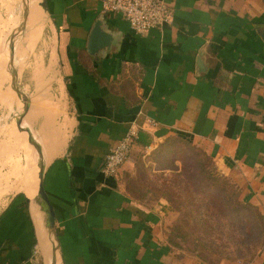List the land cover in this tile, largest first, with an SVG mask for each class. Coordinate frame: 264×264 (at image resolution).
Segmentation results:
<instances>
[{"label":"crops","instance_id":"obj_1","mask_svg":"<svg viewBox=\"0 0 264 264\" xmlns=\"http://www.w3.org/2000/svg\"><path fill=\"white\" fill-rule=\"evenodd\" d=\"M43 1L56 32L55 75L42 96L32 75L13 63L12 102L0 108V173L3 132L12 123L34 165L25 180L38 172L29 133L40 147L59 259L36 193L29 197L17 181L0 207V264H264V240L246 260L208 263L175 250L163 228L166 201L146 204L119 173H102L108 150L130 127L148 135L146 148L173 136L198 142L242 187L264 236V0H163L170 19L144 34L98 0ZM38 2L33 11L40 12ZM97 18L110 39L89 53ZM1 62L4 75V56ZM13 83L35 89L21 119L10 117L22 102Z\"/></svg>","mask_w":264,"mask_h":264},{"label":"rangeland","instance_id":"obj_2","mask_svg":"<svg viewBox=\"0 0 264 264\" xmlns=\"http://www.w3.org/2000/svg\"><path fill=\"white\" fill-rule=\"evenodd\" d=\"M33 4V0H28L24 8L22 0H0V55L7 61L3 64L6 74L0 75V108L12 102L9 84L13 81L14 65L19 71L32 75L35 88L42 96H48L47 88L55 75L50 62L56 45L54 21L36 3L40 12L33 11ZM30 7L36 19L28 15ZM42 13L45 17L40 15ZM11 17L16 19L13 26L9 22ZM17 29L20 32L14 36L13 65L8 43ZM25 90L26 98L35 94L34 88L26 86ZM17 106L10 117L21 119L22 102ZM19 130V126L15 129L10 123L3 132L7 152L4 170L0 173V207L19 189L17 181H22V189L26 187L29 180H25V176L28 171L30 175L34 166L26 156L28 145L17 134ZM208 175L216 180H208ZM118 180L131 195L144 199L146 204L159 199L166 201L169 211L163 228L175 250L202 262L217 263L223 259H249L261 246L263 227L257 209L243 199L244 191L238 182L218 171L213 158L198 142L173 136L153 148H134L121 166ZM227 203H231L232 208L225 211Z\"/></svg>","mask_w":264,"mask_h":264},{"label":"built area","instance_id":"obj_3","mask_svg":"<svg viewBox=\"0 0 264 264\" xmlns=\"http://www.w3.org/2000/svg\"><path fill=\"white\" fill-rule=\"evenodd\" d=\"M103 11L117 13L124 18L136 34H144L168 22L171 10L163 0H98ZM137 129L130 127L127 133L114 143L104 157L102 173L116 176L129 157Z\"/></svg>","mask_w":264,"mask_h":264},{"label":"water","instance_id":"obj_4","mask_svg":"<svg viewBox=\"0 0 264 264\" xmlns=\"http://www.w3.org/2000/svg\"><path fill=\"white\" fill-rule=\"evenodd\" d=\"M28 0H22L23 7L25 8L27 6ZM38 5L43 9L46 10V5L43 0H39ZM20 30L17 29V32H13L10 35V41L8 43L9 48V57L10 60L13 63L14 60V49H15V33H19ZM110 39L109 34L105 33L102 29V20L100 18H97L93 24V27L90 31L89 38H88V45L87 50L89 53H94L98 51L99 48L104 47L106 44H108ZM200 63V60L198 61ZM15 77V74L13 73L12 78ZM12 89L16 92V95L18 99H20L23 102V111H26L28 109V99L24 96V93L19 90L16 84H12ZM29 143L33 146L35 153H36V160H37V166H38V172H37V189H36V195L34 199L39 203L40 208L44 214L45 219V226L48 231V235L50 237V242L52 245V253L53 257L57 255L58 257V249H57V236L55 232V217H54V211L52 208V205L45 193L44 187H43V165L41 161V151L38 143L33 138L31 133H29L28 138ZM59 259V257H58ZM60 262V260H59ZM61 264V263H60Z\"/></svg>","mask_w":264,"mask_h":264},{"label":"trees","instance_id":"obj_5","mask_svg":"<svg viewBox=\"0 0 264 264\" xmlns=\"http://www.w3.org/2000/svg\"><path fill=\"white\" fill-rule=\"evenodd\" d=\"M149 142H150V141H149L148 135H147L146 133H144L143 131H138L137 134H136V138H135V140H134V142H133L132 149H133L134 147H136V148H138V147H140V148H146V147L149 145ZM191 149H192V148H191ZM192 150H195V149H192ZM210 157H211V156H210ZM128 158H129V157H128ZM128 158H127V159H128ZM211 158H212V157H211ZM127 159H126V161H127ZM198 166H199V164H198ZM199 167H200L199 169L202 170L201 173L205 174V173L203 172L204 169L202 168V166L200 165ZM207 178H208V180H212V181H215V180H216L214 177L209 176V175H208ZM176 184H177V183H176ZM199 188H200V186H199ZM183 189H185V187H183L182 190H183ZM223 197H226V196L224 195ZM167 199H168V198H167ZM225 203H226V202H225ZM224 207L226 208L225 211H227V210H231V208H232L231 203H227V204H225ZM201 222H203L204 225L206 226V224H205L204 221H201ZM205 228L207 229V226H206ZM261 236H262V239H261V245H262L263 240H264V236H263V232H262V231H261Z\"/></svg>","mask_w":264,"mask_h":264},{"label":"bare ground","instance_id":"obj_6","mask_svg":"<svg viewBox=\"0 0 264 264\" xmlns=\"http://www.w3.org/2000/svg\"><path fill=\"white\" fill-rule=\"evenodd\" d=\"M43 10V9H42ZM43 12L46 14V12L43 10ZM29 13L31 14V8H29ZM28 13V14H29ZM15 21V20H14ZM13 20H11L10 21V25L12 26V24H15V22H14ZM55 52V51H54ZM1 59H3V56L2 55H0V67H1V64H2V62H1ZM24 112V111H23ZM26 140H27V142L29 143V141H28V137H26ZM31 174V173H30ZM36 189H37V180L35 179V180H29V183L26 185V187H25V193L29 196V197H33L34 195H35V193H36Z\"/></svg>","mask_w":264,"mask_h":264}]
</instances>
